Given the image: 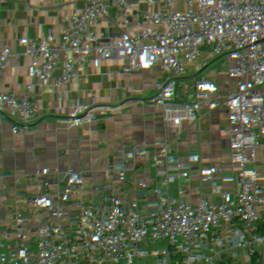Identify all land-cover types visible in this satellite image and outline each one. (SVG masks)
Segmentation results:
<instances>
[{"label":"built area","instance_id":"built-area-1","mask_svg":"<svg viewBox=\"0 0 264 264\" xmlns=\"http://www.w3.org/2000/svg\"><path fill=\"white\" fill-rule=\"evenodd\" d=\"M79 0H0V63H8L17 47L28 49L29 27L21 16L27 5L48 12L64 6L74 10ZM228 9L235 23L243 9L264 12V0H194L184 7L190 26L184 43L171 31L167 0H136L117 9L123 27L145 37L132 47L130 69L139 67L154 85L167 90L169 113L150 121L137 110L125 113L119 103L91 100V123L96 132L121 134L123 139L102 141L95 161L83 159L64 167L61 149L82 143L78 156L93 138L84 125H72L68 109L43 112L40 141L24 149L19 167L0 168V215L17 217L42 208V197L79 189L92 203L119 199L122 203L110 228L120 238L124 264H144L163 238L184 237L188 264L264 263V182L253 171L264 169V91L246 78L239 65L233 80L214 77L203 84L190 78L194 55L240 48L237 28L226 26L220 12ZM158 31V33H157ZM143 132L144 137L134 138ZM172 188L186 187L191 214L181 222L176 212L160 205ZM152 198L154 206L143 210ZM57 237L37 233L28 255L50 254ZM62 243L65 240L61 239Z\"/></svg>","mask_w":264,"mask_h":264},{"label":"crops","instance_id":"crops-1","mask_svg":"<svg viewBox=\"0 0 264 264\" xmlns=\"http://www.w3.org/2000/svg\"><path fill=\"white\" fill-rule=\"evenodd\" d=\"M135 1L79 0L74 10L62 6L54 12L29 4L21 11L31 46L17 47L8 63H0V168L21 165L24 149L43 138L40 115L52 107L68 109L72 125H84L94 134L85 146L86 154L74 153L82 149L77 142L60 150L58 160L66 168L82 158L97 160L102 152L97 146L100 142L123 139L121 134L96 132L91 123L92 99L119 103L125 113L137 110L144 125L169 113L166 88L152 84L142 66L135 72L130 69L133 43L145 34L123 27L117 9ZM193 1L167 0L171 31L181 45L190 26L184 7ZM220 14L227 27L238 29L240 48L218 53L186 49L194 55L191 80L203 84L217 77L231 82L233 67L239 65L243 75L264 91V12L243 9L235 23L228 9ZM0 28L12 29L13 25ZM143 137V132L134 135ZM253 176L264 182V169L253 171ZM165 188L169 194L160 205L176 209L184 222L190 210L186 204L176 206L172 188ZM122 206L119 199L85 203L82 191L72 189L58 198L46 193L38 211L20 217L11 210L1 214L0 264H124L120 238L110 231ZM153 206L150 198L143 210ZM37 233L60 242L50 254L28 255L26 250ZM144 264H188L187 241L163 238Z\"/></svg>","mask_w":264,"mask_h":264},{"label":"rangeland","instance_id":"rangeland-1","mask_svg":"<svg viewBox=\"0 0 264 264\" xmlns=\"http://www.w3.org/2000/svg\"><path fill=\"white\" fill-rule=\"evenodd\" d=\"M170 193L171 199L174 201L176 206L186 204L187 197L189 196V191L185 187L173 186Z\"/></svg>","mask_w":264,"mask_h":264}]
</instances>
